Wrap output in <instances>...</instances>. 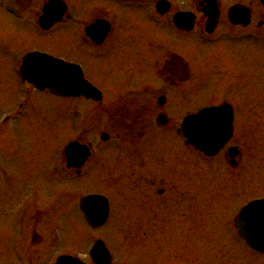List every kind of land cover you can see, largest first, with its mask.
<instances>
[{
    "label": "flooded vegetation",
    "instance_id": "obj_1",
    "mask_svg": "<svg viewBox=\"0 0 264 264\" xmlns=\"http://www.w3.org/2000/svg\"><path fill=\"white\" fill-rule=\"evenodd\" d=\"M161 1L0 0V13L6 16L11 25V33L9 34V28L4 29L3 38L4 43L9 41V48H6L11 66L21 67L23 56L34 51L80 66L85 79L102 92V99H79L98 109L99 112L95 114L101 115L107 121L108 128L123 132L119 134L126 137L149 135L157 130L162 132L174 129L177 133L180 127L178 121L186 116L206 107L228 103L234 116V133L216 157L220 160L222 158L225 165L228 164L231 176L238 171L244 173L248 156L245 157L240 146L233 144L238 131V116L245 109L243 99L236 94L240 91L235 93L232 90L229 99L210 101L206 106L202 101L204 98L198 95L201 96H197L201 102L189 106V102H194L192 98L176 95L172 89H185L183 94H189V87L192 85L198 88L209 86L212 77L213 80L217 78L219 70L215 66L219 59L224 67L221 77L217 79L223 80L221 84L230 80L234 86L243 88V85L252 83L253 63L261 62V58L264 61V3L262 0H217L216 8L213 9V3L209 0H166L161 10H158ZM182 1L189 5L187 9L178 5H184ZM179 12H190L194 15L191 31L176 26L174 18ZM209 25H213L211 33L207 32ZM224 36L229 44H233L229 48L234 50L229 58L231 69L226 64V55L213 50L216 60L207 57V51L213 47L215 49L216 46L226 45L227 48ZM243 41L246 49L243 48L238 53L239 57H236L234 44L241 45ZM252 43L258 47L255 53L251 49ZM205 44L212 48L205 47L204 50ZM242 64L246 72L244 76L238 69ZM257 74L255 81H263L264 65H261V71ZM210 97L212 96L206 98ZM251 98L249 93L245 102H248L250 110L245 111L244 116L250 129L256 130V135L259 133V141L262 139L260 148L264 152V126L252 121L255 113L251 111ZM18 114L20 113H16ZM261 114L264 115L263 107ZM99 133L100 136L107 133L106 142L111 141V134L107 130ZM252 136L253 134L249 137L250 140ZM76 139L89 145L91 155L86 163L79 169L69 168L64 153L66 145L61 144L58 149L55 147L53 152L47 153L48 158L51 156V160L53 159L45 170L47 179L61 177L66 181H75L85 178L87 169L91 172L95 169L92 161L98 156L96 147L90 141ZM158 147L143 143L126 144L125 150L133 154L135 162L132 180L134 190L129 196L134 208L131 229L142 235L150 230L157 231L163 239L167 237L163 233L168 232L166 227L168 228L169 223L171 227L174 216L177 220L188 221V217L199 209L202 199L199 195L194 199L186 191L184 184L188 181V175L174 164L172 150ZM184 147L189 149L186 144ZM234 147L238 148L239 154L230 156L233 151L231 148ZM27 167L31 175L28 178L31 179L29 184L33 187L29 191V185L27 186V191L31 194L22 198V209L30 206L31 200L37 201L41 185L36 175L41 165ZM8 171V176L13 179L10 167ZM259 198H264V194L246 197L249 201ZM109 200L111 210L105 226L112 223L116 211L115 201L111 197ZM23 225V222L17 224L20 237L25 232ZM39 226L38 223L33 224L35 228ZM32 232V240L35 242L39 236L33 229ZM34 255L26 263H34L38 259ZM197 264H205L204 258L201 257Z\"/></svg>",
    "mask_w": 264,
    "mask_h": 264
},
{
    "label": "rangeland",
    "instance_id": "obj_2",
    "mask_svg": "<svg viewBox=\"0 0 264 264\" xmlns=\"http://www.w3.org/2000/svg\"><path fill=\"white\" fill-rule=\"evenodd\" d=\"M178 5L182 9L189 7L186 3ZM10 27L6 16L0 13L1 122L23 91L16 67L11 66L6 48H9V41L4 43L3 40L4 29L9 28L10 34ZM224 39L227 48L226 45H219L214 49L209 45L206 47L207 44L203 47L204 50L205 47L212 48L207 51L209 59L216 60L213 50L226 55V64L231 69L229 58L234 50L229 48L233 44H229L226 37ZM234 46L236 57H239L238 53L243 48L246 49L244 41L241 45L235 43ZM256 46L253 44L251 47L254 53L258 49ZM60 48L66 50L64 47ZM262 61L261 58V62L253 63L254 81L243 85V88L234 86L230 80L222 84V79L217 80L224 69L219 59L215 66L219 70L217 78L213 80L212 77L209 86L198 88L192 85L189 87V94H183L185 89H172L176 95L191 97L194 102H189V106L200 103L198 97L201 96L206 106L210 101L229 99L232 90L235 93L240 91L236 94L243 99L245 109L238 116V131L233 144L240 146L245 157L248 156V169L241 174L240 171L235 172L232 176L222 158L209 161L203 159L198 153L184 147V139L174 129L126 137L119 134L123 132L108 128L107 121L101 115L95 114L99 110L87 101L62 99L48 90H33L25 113L16 121L10 120L0 128V264H31L26 261L33 254L38 256L33 264H54L55 258L65 253L78 254L92 264L88 254L97 238H104L111 250L117 253L115 264H197L201 257L205 264H264L263 254L251 251L235 238L237 235L234 223L239 207L246 202V197L264 194L262 139L259 141V133L256 135V130L250 129L244 116L245 111L250 110L248 102H245L250 93V107L255 113L252 121L264 126V115L261 114L262 107L264 108V80L255 81L257 72L264 65ZM238 69L242 76L246 74L243 64ZM207 96L212 97L206 98ZM102 130L111 134V141L107 144L100 138L99 132ZM251 134L254 136L252 140L249 139ZM76 138L90 141L96 147L98 156L92 161L95 169L92 172L87 169V176L75 181H66L61 177L47 179L45 170L53 160L51 156L48 158L47 153ZM138 143L172 150L174 164L188 175V181L184 184L186 191L192 198L199 195L202 199L199 209L188 217V221L177 220L174 216L171 227L170 223L166 227L168 232L163 233L167 237L163 239L157 231L150 230L142 235L131 229L134 208L129 196L134 190L132 180L135 162L133 154L126 151L125 146ZM28 165H41L36 174L41 182L40 193L37 201L31 200L32 204L22 209V198L31 194L27 191V186L29 185V191L33 187L29 184L31 179L28 178L31 175ZM8 167L12 169L13 179L8 176ZM90 192L103 193L115 201L113 221L102 229L89 228L79 211V198ZM20 222L24 223L25 228L21 237L17 232V224ZM34 223L40 224L39 228L33 227ZM32 229L39 236L35 242L32 240ZM35 250L37 253H34Z\"/></svg>",
    "mask_w": 264,
    "mask_h": 264
},
{
    "label": "water",
    "instance_id": "obj_3",
    "mask_svg": "<svg viewBox=\"0 0 264 264\" xmlns=\"http://www.w3.org/2000/svg\"><path fill=\"white\" fill-rule=\"evenodd\" d=\"M214 7V6H213ZM177 16L178 22L182 25L191 28L192 18L189 14ZM185 18V19H184ZM38 56L32 55L29 58ZM33 60V59H32ZM48 62V61H47ZM56 64V69L45 67L37 70H28L29 79L36 83L39 88L44 89L50 87L57 93L64 95H85L87 97L97 98L98 92L90 84L81 79L79 86H73L69 76L75 72L74 69L68 71H59L57 69L63 68L60 64ZM29 66V64H27ZM26 65V67H27ZM64 69V68H63ZM219 110L209 109L202 111L199 115L190 116L184 121V133L197 149L203 151L207 155H215L220 147L223 145L227 136V128L231 125V121L223 120L218 117ZM66 155L68 158V166L81 167L90 155L89 148L78 142H72L66 148ZM81 207L84 210L85 218L92 226H98L104 223L108 216L107 200L99 195H92L84 197L81 202ZM254 211L264 213V202L253 203L245 208L242 212L245 222L242 220L238 224L240 235L245 238L254 249L264 252V223L262 221H254L248 215ZM244 214V215H243ZM251 215V214H250ZM251 222L252 226H247ZM256 223L261 224V228ZM92 258L95 264H112L111 257L107 248L102 241H98L92 251ZM56 264H85L77 258L71 256H62L58 259Z\"/></svg>",
    "mask_w": 264,
    "mask_h": 264
}]
</instances>
